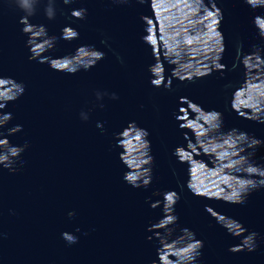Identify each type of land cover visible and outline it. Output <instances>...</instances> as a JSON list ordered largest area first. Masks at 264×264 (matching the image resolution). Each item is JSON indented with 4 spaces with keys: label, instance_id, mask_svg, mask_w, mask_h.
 <instances>
[{
    "label": "water",
    "instance_id": "obj_1",
    "mask_svg": "<svg viewBox=\"0 0 264 264\" xmlns=\"http://www.w3.org/2000/svg\"><path fill=\"white\" fill-rule=\"evenodd\" d=\"M29 3L0 0V264H190L197 239L195 264H264V0Z\"/></svg>",
    "mask_w": 264,
    "mask_h": 264
},
{
    "label": "clouds",
    "instance_id": "obj_2",
    "mask_svg": "<svg viewBox=\"0 0 264 264\" xmlns=\"http://www.w3.org/2000/svg\"><path fill=\"white\" fill-rule=\"evenodd\" d=\"M69 0H65V3H68ZM250 2H252V0H250ZM15 3L19 6V8H21L22 10H29L31 8V4L29 3V0H15ZM83 11L84 10H81L80 12H75L74 15H77V16H80L82 18L83 16ZM51 10H49V15H51ZM20 23L22 25H26L27 24V21L24 17H21L20 19ZM29 28L28 27H23L22 28V31H28ZM261 35H264V31L261 32ZM23 91V90H22ZM82 117L84 119H87V116L85 114H81ZM21 126H17L18 129H20ZM97 127H103L102 124H97ZM149 135L148 131L145 129L144 130V136L147 137ZM146 143H149V141H146ZM23 150V148L21 147V150L20 152ZM173 155L174 156H177V152L175 150H173ZM147 160L149 162V165L153 162V157L151 155H148L147 157ZM13 162V161H12ZM11 162V164H12ZM179 162V161H178ZM11 164H5L6 167H10ZM13 171L15 169H12ZM124 179L127 183L131 184L133 187H147L150 183H151V180H152V176H151V168L148 167L146 170H145V174L142 175V176H139L136 178V182H130L129 181V178L127 176V174L125 173L124 174ZM172 191H175V190H172ZM180 199V195L178 192H175V199L173 200L172 202V210L174 212V207H175V204L177 203V201ZM241 204L244 203L243 200L240 201ZM152 207H154V204H152ZM69 215H73V213H69ZM177 219V217H176ZM77 231H79V229H77ZM195 234L193 233V236ZM253 237H256L257 233L254 232L252 233ZM62 238L65 239L68 243H75L77 242L78 240V237H76L74 234L72 233H69V232H64L62 233ZM255 241L252 243L251 246L248 247V250L249 251H252L254 250L255 248ZM203 247V241L201 240H198L197 239V246L195 248H193L192 252L190 253V256H189V261H190V264H195V261L197 259V257L200 255V252H199V249ZM230 251H234L233 249L230 248Z\"/></svg>",
    "mask_w": 264,
    "mask_h": 264
}]
</instances>
